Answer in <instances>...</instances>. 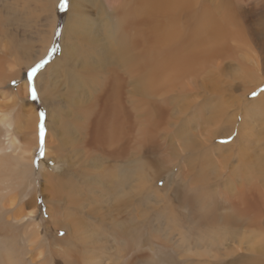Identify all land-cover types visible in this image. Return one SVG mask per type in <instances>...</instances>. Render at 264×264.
I'll return each mask as SVG.
<instances>
[{
    "label": "bare ground",
    "instance_id": "bare-ground-1",
    "mask_svg": "<svg viewBox=\"0 0 264 264\" xmlns=\"http://www.w3.org/2000/svg\"><path fill=\"white\" fill-rule=\"evenodd\" d=\"M241 1L70 0L61 54L36 77L41 163L29 85L7 84L46 55L54 24L37 57L39 37L0 56V264H264L251 257L264 245V0L253 30ZM225 73L253 84L231 93Z\"/></svg>",
    "mask_w": 264,
    "mask_h": 264
},
{
    "label": "rangeland",
    "instance_id": "rangeland-1",
    "mask_svg": "<svg viewBox=\"0 0 264 264\" xmlns=\"http://www.w3.org/2000/svg\"><path fill=\"white\" fill-rule=\"evenodd\" d=\"M204 1H206L209 5H216L219 2H222L223 0H204ZM43 2H45V0H43ZM40 4L38 2H36L35 0H18L16 4H13L9 8V10H11V12L13 11L11 15H10V13L9 14H7V13L2 14V12H1L2 8L0 7L1 8L0 9V24H1L0 25V46L3 45L4 43L7 45V48L5 50H0V52H1L0 56L2 57L3 60H5V62L7 61V59H9V61H7V63H9V62L12 63L13 59L15 58L14 49H16L17 46L19 44H22L26 39H27L26 41H28L32 37H34L35 40L39 39V38L41 39L40 41L37 40V42L34 45H32L33 47L28 52L32 55L31 56L32 58L37 57L40 54L41 49H42L44 42H45L43 39L44 36L42 37V35L47 34L48 31L50 30V28L52 30V23L54 24L50 46L47 50L46 55L43 58H40L39 60L34 61L35 63L30 64L28 67H26V65L21 66V70H22V75L20 76L21 79L19 81H12V82L7 84V88L10 90H13V91L15 89H17L18 85H24V82H27L29 85L28 73L30 72V70L33 67H35L42 60H47V63L44 65V67L41 68L40 71L36 74V77H37V75L41 71L45 70L49 64L53 63L60 56L61 51H62V40H63V29H64L63 27H64V22H65V19L67 17L68 11H69L70 0H69L68 7L66 9L61 7V0H58L54 6H50L51 3H49L50 7L48 6L49 8L46 12L41 11ZM239 4H240L239 6H241L242 9H246L247 11H251L250 16H249V23H250V28L253 30V26L256 27V25H257L254 23V21H256V18H257L255 16V13L258 12L260 6L257 5L258 7H256V5H255L256 0H242L241 2H239ZM249 8H250V10H248ZM15 21H16V23H15ZM3 25L5 27H3ZM9 25H10V27H8ZM2 49H4V48H2ZM18 52H20V51H18ZM21 55L22 54L20 52L19 56H21ZM23 59L24 60L26 59L24 55H23ZM228 63H229V61H228ZM228 63H226V64L228 65ZM232 69L233 68H229L230 71ZM261 73H259V74H261ZM259 74H257V72H256L255 75L251 76L249 79L259 82L261 79V76H258ZM225 75L226 76H224L222 78L223 80H221L219 82V84H220L219 86L222 89H227V90H229V92L231 91V93L233 92L234 94H237V95H239L240 93L242 94L246 88L252 86V84H253V82L250 80L249 81L248 80L241 81L240 78H237L234 75L227 76L226 73H225ZM36 77L34 80L35 84H36ZM230 81H232V82H230ZM231 83H232V85H231ZM224 85H225V88H224ZM36 86H37V84H36ZM262 90H264V82H263ZM254 92L257 93V95L255 97H253V95H252V93H254ZM254 92L250 93L247 96L248 99H252V98L254 99V98L258 97V95L261 91H260V89H257ZM10 98H11V101L19 100L18 98L15 99L14 96H12ZM22 108H23V112H25V110L27 112H31V113H33V111L34 112L36 111V114L38 116V148L35 151V161H38V163H41L44 161V157H45V142H46V135L48 132V125H47L48 122L47 121H48V114H49L48 110H49V108L44 103L39 92H38V99H36V100H33L31 98L30 94L25 96V98L23 99ZM41 113H43V116H41ZM11 117H12L11 118L12 121L14 123L18 124V126L20 127L21 123H19V122H23V119L21 117H17V114L15 113L14 110H13V113L11 114ZM41 125H43V127L45 129V135L43 137V143H41V136H40ZM19 132H20V130H19ZM69 138H71V137H69ZM72 138H74V137L72 136ZM17 139H18V143L20 144L19 141L22 140V135L20 133L17 134ZM259 139H260L259 140L260 141L259 147L261 148L263 146L262 148H264V135H263V137H261ZM259 141H257V142L259 143ZM216 142L217 141H215L214 144ZM41 151H43L42 156L39 155V153ZM146 153H147V151H146ZM158 153H160V152H158ZM147 154H148V158L154 159L155 162L158 160L161 161L163 159L162 156L159 158V155H157L158 157H156L155 155H152L149 153H147ZM168 159H170V158H168ZM171 159H172V157H171ZM174 162H176V160H174ZM234 163H237V162L234 161ZM61 169L62 170L56 169V171L58 173L59 172L61 173L62 171H64L65 167H63ZM70 180L73 182L74 181L77 182V180L80 181L79 178L76 179L74 177L70 178ZM34 184L36 187L35 202H36V206H37V220H39L40 224H42L44 226L46 224L47 220L49 219V214L47 212L48 208H47V205L45 203V196L42 193L40 172L38 171L37 168H36V174L34 176ZM158 184L161 186L163 184V180H160L158 182ZM26 201H28V202L32 201V196L30 195L29 197H27ZM251 257H254L257 260L264 261V245H263V249H262V254H257L256 256H251ZM243 260H245V259H243ZM243 263H244V261H242V263L237 262V264H243Z\"/></svg>",
    "mask_w": 264,
    "mask_h": 264
},
{
    "label": "snow or ice",
    "instance_id": "snow-or-ice-1",
    "mask_svg": "<svg viewBox=\"0 0 264 264\" xmlns=\"http://www.w3.org/2000/svg\"><path fill=\"white\" fill-rule=\"evenodd\" d=\"M69 4V0H61V7L62 8H67ZM47 63V60H42L40 63H38L35 67H33L30 72L28 73V80H29V91H30V96L33 100L38 99V91H37V86L34 82L36 74L40 71L41 68L44 67V65ZM264 91V90H262ZM253 97L257 95V93H252ZM41 116H43V113H41ZM45 135V129L43 125H41L40 128V136H41V143H43V137ZM39 155H43V151L39 153Z\"/></svg>",
    "mask_w": 264,
    "mask_h": 264
}]
</instances>
